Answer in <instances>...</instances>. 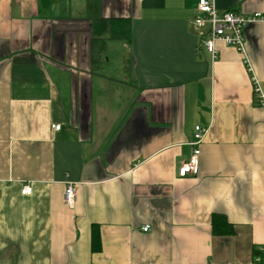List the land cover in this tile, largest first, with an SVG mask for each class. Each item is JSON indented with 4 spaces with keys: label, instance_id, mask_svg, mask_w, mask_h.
<instances>
[{
    "label": "crops",
    "instance_id": "0c3cea01",
    "mask_svg": "<svg viewBox=\"0 0 264 264\" xmlns=\"http://www.w3.org/2000/svg\"><path fill=\"white\" fill-rule=\"evenodd\" d=\"M198 1L0 0V264H264V23L212 60ZM213 3L264 15V0ZM104 57L126 70L115 109L94 80ZM196 126L197 174L181 177ZM213 215L234 233L214 235Z\"/></svg>",
    "mask_w": 264,
    "mask_h": 264
},
{
    "label": "built area",
    "instance_id": "2783aa9c",
    "mask_svg": "<svg viewBox=\"0 0 264 264\" xmlns=\"http://www.w3.org/2000/svg\"><path fill=\"white\" fill-rule=\"evenodd\" d=\"M264 23V15L255 13L249 16H243L234 11L219 12L213 0H199L196 7V16L191 22V27L199 38V47L211 56V59L216 58L215 42L221 41L224 45L236 49L244 54V36L243 30L249 24ZM252 84L255 94L258 95V101L264 105V95L258 86L255 78H252ZM51 128L55 131L60 129L58 125H52ZM206 133L205 129L196 126L193 131L192 141L189 145L193 148L192 157L189 162L184 163L178 170V175L181 177L187 174L196 175L198 170L197 156L199 150L197 147L202 142ZM31 193L30 187H24L23 195ZM63 202L65 206L72 209L75 202L74 187L72 184H67L63 193ZM143 232L150 231V227L145 225L141 228ZM260 261V259H258Z\"/></svg>",
    "mask_w": 264,
    "mask_h": 264
},
{
    "label": "rangeland",
    "instance_id": "374dc122",
    "mask_svg": "<svg viewBox=\"0 0 264 264\" xmlns=\"http://www.w3.org/2000/svg\"><path fill=\"white\" fill-rule=\"evenodd\" d=\"M96 70L97 76L94 80L98 81L99 86L103 85L101 89L103 92L102 102H106L110 105L111 108L123 106V94L120 87L115 85L114 81H121L123 75L126 72L125 67H120L116 64H113L111 60L101 62L100 67L94 68ZM122 95V96H121ZM114 115L111 116V121H114Z\"/></svg>",
    "mask_w": 264,
    "mask_h": 264
},
{
    "label": "trees",
    "instance_id": "16d2710c",
    "mask_svg": "<svg viewBox=\"0 0 264 264\" xmlns=\"http://www.w3.org/2000/svg\"><path fill=\"white\" fill-rule=\"evenodd\" d=\"M111 37L114 40L130 41V22L129 20L113 21L111 24ZM212 232L214 235H232L234 230L223 217L213 215L212 217ZM93 241L97 239V231L93 230ZM261 261V260H260Z\"/></svg>",
    "mask_w": 264,
    "mask_h": 264
}]
</instances>
